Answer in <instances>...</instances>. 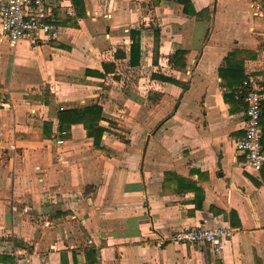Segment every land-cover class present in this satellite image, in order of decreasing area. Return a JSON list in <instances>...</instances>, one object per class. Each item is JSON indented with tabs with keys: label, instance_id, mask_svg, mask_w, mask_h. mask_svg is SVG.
<instances>
[{
	"label": "crops",
	"instance_id": "crops-1",
	"mask_svg": "<svg viewBox=\"0 0 264 264\" xmlns=\"http://www.w3.org/2000/svg\"><path fill=\"white\" fill-rule=\"evenodd\" d=\"M155 1L47 0L57 39L0 37V264H264V169L236 150L264 18L253 0ZM93 104L99 147L60 133V110ZM225 225L220 255L170 241Z\"/></svg>",
	"mask_w": 264,
	"mask_h": 264
},
{
	"label": "built area",
	"instance_id": "built-area-1",
	"mask_svg": "<svg viewBox=\"0 0 264 264\" xmlns=\"http://www.w3.org/2000/svg\"><path fill=\"white\" fill-rule=\"evenodd\" d=\"M254 14L264 18V2L253 0ZM59 26L47 0H0V37L13 44L21 41L33 46L49 43L58 38ZM246 102L245 136L236 141V150L245 155L244 168L260 172L264 169L263 150V99L264 59L260 75H249L243 82ZM3 107L9 108L7 103ZM65 134V132L63 133ZM64 156L57 160L66 163ZM234 235L230 226H198L175 232L170 241L176 245L209 246L215 255H220L227 241Z\"/></svg>",
	"mask_w": 264,
	"mask_h": 264
},
{
	"label": "trees",
	"instance_id": "trees-1",
	"mask_svg": "<svg viewBox=\"0 0 264 264\" xmlns=\"http://www.w3.org/2000/svg\"><path fill=\"white\" fill-rule=\"evenodd\" d=\"M161 0H156L154 3H159ZM182 3L186 7L188 14H195L194 11L188 10L187 7L190 2L185 0H173ZM140 31L136 29L131 30L132 44L130 48V67H135L139 64L141 57L140 49ZM184 52H179L176 54V62L179 61L181 56H184ZM114 65H104L106 72L114 71ZM129 71V70H128ZM230 87H228L229 89ZM103 119V109L98 104H93L83 108H71L63 109L58 112L59 130L60 133L66 132V134L71 130L74 124H82L86 130L87 136L92 138L94 145L99 147L102 141L103 135L108 132V129L101 125ZM263 119V115H262ZM51 125V124H48ZM66 137V136H65ZM64 136L62 138H65ZM263 150H264V140H263Z\"/></svg>",
	"mask_w": 264,
	"mask_h": 264
}]
</instances>
